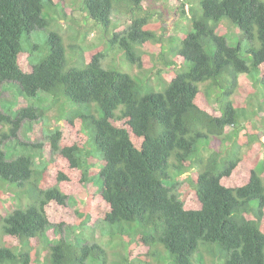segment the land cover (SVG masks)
Here are the masks:
<instances>
[{"label": "trees", "instance_id": "obj_1", "mask_svg": "<svg viewBox=\"0 0 264 264\" xmlns=\"http://www.w3.org/2000/svg\"><path fill=\"white\" fill-rule=\"evenodd\" d=\"M163 1L164 8L176 1L179 11L180 35L166 39L163 27L149 28L155 10L145 0H0V86L12 84L29 104L13 114L0 109V195L29 201L13 211L0 204V264H111L100 244L80 238L98 222L126 245L112 264H202L200 246L216 264H264V159L240 154L236 139L251 116L240 97L231 98L247 89L264 101V0ZM67 5L102 28V49L84 52L79 34L63 41L55 25ZM117 14L127 22L118 33ZM152 47L158 54L142 50ZM105 48L123 52L130 65L158 63L155 83L104 65ZM245 80L251 84L239 88ZM66 104L100 115L78 114L49 129L47 160L42 142L3 149L22 121ZM84 134L94 152H84ZM212 140L224 144L211 150ZM92 152L101 160L100 189L88 194L83 164ZM189 171L196 172L180 198L174 178ZM76 196L86 199L73 210L67 202ZM52 205L69 220L51 224ZM64 224L80 236L45 238Z\"/></svg>", "mask_w": 264, "mask_h": 264}, {"label": "rangeland", "instance_id": "obj_2", "mask_svg": "<svg viewBox=\"0 0 264 264\" xmlns=\"http://www.w3.org/2000/svg\"><path fill=\"white\" fill-rule=\"evenodd\" d=\"M165 2L163 0H145L144 7H147L149 10H155V14L153 18L149 19V28L159 34L161 27L164 28V38L170 35L177 36L178 32L175 34V25L179 22V11L176 9L178 3L173 1L169 3L165 8L163 7ZM68 6V5H67ZM66 10L67 15L66 18H60L56 21L55 26H59L62 30L61 34L63 37V41L65 43L71 42L70 39L75 35L79 34L80 37L76 38V40L80 39L81 37L84 38V43H80V46L86 52L90 47L94 48H101L104 45L105 39L103 37V30L100 26L94 25L90 19H85L81 17L80 12L76 10V8H72L71 6L67 7ZM53 16V15H52ZM161 21L163 23H161ZM112 22L117 26L114 30L116 33L121 32L126 28L127 22L123 15L117 14L112 17ZM181 23V22H180ZM174 25V26H173ZM221 30L226 31L225 27L227 24L225 22L221 23ZM58 29V28H57ZM51 30H54L51 28ZM59 30V29H58ZM231 30V29H230ZM55 31V30H54ZM60 31V30H59ZM224 31V32H225ZM232 33L235 35L236 30H231ZM231 33V32H230ZM180 35V34H179ZM178 38V37H177ZM166 39V38H165ZM33 45H43V41L38 37H32ZM106 50V58L103 60V64L106 63L110 64L111 69H114L118 72L129 74L133 77V75H140L141 77L147 76L150 79V82L155 83V70L160 69L161 66L152 61L150 59H142L141 66L140 64H128L124 60L123 52L117 51V49L112 48H105ZM143 52L146 54H158L159 49L157 47H152L150 50H144ZM42 53H45L44 50H41ZM41 52L32 51V55L36 57V60L40 59L43 55ZM81 53L78 51L76 53V58L79 61V57ZM71 58V55L66 50V59ZM155 59V58H154ZM153 64L155 67L153 68ZM251 82L245 80L238 84L240 87L243 88L244 85H249ZM202 88V86H201ZM247 90V89H245ZM242 89H236V91L232 94L233 97H237L242 101L245 102L246 106V116L247 119L242 121V125L240 127V135L239 139H236L237 144L240 146V154H247L251 152H256V154L261 158L264 159V101L261 100V96L255 97L251 91H245ZM43 96V95H41ZM244 98V100H242ZM51 103V102H50ZM247 103H251V109L255 111H248L249 105ZM29 105L25 98L19 96L16 92L15 87L12 84L6 83L0 86V109L4 111H10V114H13L16 110L23 108L24 106ZM36 107V106H35ZM45 107V106H43ZM248 111V112H247ZM90 114L94 115V117L98 118L100 115L99 109L96 107L94 110L88 108H84L81 106L75 107V109H71L68 104L64 106H57L54 109L48 110L45 114L46 119H38L34 121H23L20 125L19 130L17 131L16 138L9 139L4 143V150H11L16 146V142H27V143H43V154L42 157L44 160H47L50 157L49 146L47 140L42 138L40 134L42 132L43 135H46L52 128H57L61 125L62 121L66 119H73L78 114L87 115ZM82 127L80 123V128ZM5 129V127H4ZM227 131H229L227 129ZM246 135V136H245ZM220 140H212L209 144V148L212 150L216 148H221L223 144H220ZM238 146V148H239ZM92 149V147H91ZM93 150V149H92ZM13 157V155L11 156ZM172 162V161H170ZM95 171L92 170L91 173ZM196 171H189L185 172L181 176H177L174 178L175 185L172 188L174 194H178L177 196L181 198L183 192L187 190V186L191 181V174L195 173ZM190 180V181H189ZM100 189L99 183L97 181V177L91 175L87 182L83 185V190L85 193L92 194L97 192ZM9 192H4L0 198V204L9 211H13L18 207H24L27 204V199L22 197L20 201H15L9 195ZM76 200H71L67 202V205L71 207L73 210L83 207L82 205L85 203V198L82 197H75ZM56 206L52 205L49 210L47 211V217L51 224L55 225L58 224L59 220H69L71 216L64 214L62 216L57 215L56 213ZM73 226H65L63 228L56 229V227H50V229L46 232V239L48 241H56L58 238H70L72 240L75 237H79L78 231L73 229ZM110 227L107 228L100 224L99 222L93 226L91 229L83 231L84 234L81 235V239L85 240V243L96 242L100 244L106 251L108 255V259L110 260L111 264L115 261H119L121 256H126V245L120 243L117 238H121L120 236L116 235L115 237L109 232ZM115 230V226L112 227ZM201 252H198L197 257L200 256L202 260V264H216L212 259L209 253V250L203 247H199ZM137 251L140 252L141 250L137 247ZM219 255V254H218ZM113 261V262H112ZM151 262V261H150ZM124 263V262H123ZM151 264H158L157 262H151ZM222 264V263H220Z\"/></svg>", "mask_w": 264, "mask_h": 264}, {"label": "clouds", "instance_id": "obj_3", "mask_svg": "<svg viewBox=\"0 0 264 264\" xmlns=\"http://www.w3.org/2000/svg\"><path fill=\"white\" fill-rule=\"evenodd\" d=\"M46 119V118H45ZM47 120V119H46ZM24 121H28V120H24ZM23 122V121H22ZM21 122V123H22ZM53 129V128H52ZM51 129V130H52ZM84 136V152H89L90 150L91 151H93L94 152V150H92L91 149V147L89 146V143L90 142H87V141H89V139H88V137L84 134L83 135ZM42 138H45L46 139V137H45V135L43 136L42 135ZM47 140V139H46ZM32 143V142H31ZM32 144H35V143H32ZM88 146V147H87ZM49 149H50V147H49ZM49 152H50V150H49ZM93 152L92 153H90L87 157H84V166H89V167H87L86 169L88 170V178L91 176V175H94L95 174V176L97 177V173H98V171H99V168H100V166H101V164H100V162H101V160H98V158L93 154ZM43 154V153H42ZM50 158V157H49ZM48 158V159H49ZM37 162H38V160H37ZM36 162V163H37ZM92 170H94L95 172L94 173H91L92 172ZM185 173V172H184ZM183 173V174H184ZM182 175V174H181ZM180 175V176H181ZM87 178V179H88ZM97 181H98V178H97ZM99 183V182H98ZM100 186V185H99ZM22 197H25L26 198V196H22ZM21 197V198H22ZM27 199V198H26ZM27 201H28V199H27ZM29 202V201H28ZM28 202H27V204H28ZM26 204V205H27ZM25 205V206H26ZM24 206V207H25ZM23 208V207H22ZM100 224H102L101 222H99ZM88 230V229H87Z\"/></svg>", "mask_w": 264, "mask_h": 264}]
</instances>
